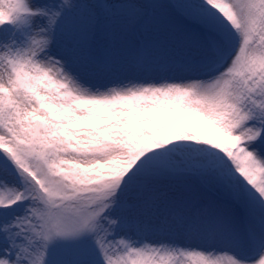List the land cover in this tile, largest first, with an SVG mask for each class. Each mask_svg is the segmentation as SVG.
I'll return each instance as SVG.
<instances>
[{
	"label": "snow or ice",
	"instance_id": "obj_1",
	"mask_svg": "<svg viewBox=\"0 0 264 264\" xmlns=\"http://www.w3.org/2000/svg\"><path fill=\"white\" fill-rule=\"evenodd\" d=\"M0 264H264V0H0Z\"/></svg>",
	"mask_w": 264,
	"mask_h": 264
}]
</instances>
